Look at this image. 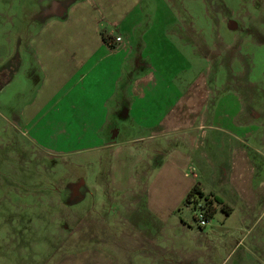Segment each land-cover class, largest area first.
I'll use <instances>...</instances> for the list:
<instances>
[{"label": "crops", "instance_id": "0c3cea01", "mask_svg": "<svg viewBox=\"0 0 264 264\" xmlns=\"http://www.w3.org/2000/svg\"><path fill=\"white\" fill-rule=\"evenodd\" d=\"M33 1L25 59L35 75L10 109L29 143L61 159L86 152L71 162L157 217L199 183L233 209L232 230L263 236L264 73L230 74L221 90L216 76L186 73L209 47L206 30L169 18L167 0ZM116 37L112 48L105 39Z\"/></svg>", "mask_w": 264, "mask_h": 264}, {"label": "rangeland", "instance_id": "374dc122", "mask_svg": "<svg viewBox=\"0 0 264 264\" xmlns=\"http://www.w3.org/2000/svg\"><path fill=\"white\" fill-rule=\"evenodd\" d=\"M167 1L164 12L169 18L175 16L178 24L206 30L199 35L209 47L196 48L202 53H198L197 68L186 73L196 77L198 73L205 80L216 76L219 90L229 84L225 79L230 74L242 71L251 79L264 73V0ZM4 4L7 10L0 17V264H264V235L256 239L254 234L232 230L240 224H233L222 210L205 228H200L199 211L191 206L175 212L166 209L157 217L142 205L136 207L135 198L120 201L110 192L105 176L92 178L91 168L76 166L74 161L90 156L86 152L61 159L30 144L15 126L10 109L22 99L28 77L35 75L27 73L25 58L37 4L33 0ZM256 27L263 31L257 32ZM169 56L174 57L173 49ZM9 79L13 81L6 91Z\"/></svg>", "mask_w": 264, "mask_h": 264}, {"label": "trees", "instance_id": "16d2710c", "mask_svg": "<svg viewBox=\"0 0 264 264\" xmlns=\"http://www.w3.org/2000/svg\"><path fill=\"white\" fill-rule=\"evenodd\" d=\"M105 40L107 41L108 44H110L112 48H114L115 45L113 44L112 39L111 40L105 39ZM200 203H203L207 208L206 216L210 222L213 219V217L216 215L218 208H220V210L226 213L227 216H230L233 213V209L228 205L224 204V202L221 199L214 197L213 195H208V196L205 195L201 188V185L198 183L188 194L184 206H191L194 207V209H196V206L199 205Z\"/></svg>", "mask_w": 264, "mask_h": 264}, {"label": "built area", "instance_id": "2783aa9c", "mask_svg": "<svg viewBox=\"0 0 264 264\" xmlns=\"http://www.w3.org/2000/svg\"><path fill=\"white\" fill-rule=\"evenodd\" d=\"M113 44H120L122 42V38L120 37H116L114 39H112ZM199 211V214L197 215V221L199 222L200 228H205L208 224H210L209 219L206 216L207 213V208L205 207V205H201V203L199 205L196 206V209Z\"/></svg>", "mask_w": 264, "mask_h": 264}]
</instances>
